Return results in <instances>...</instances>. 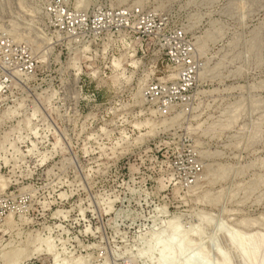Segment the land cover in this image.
Segmentation results:
<instances>
[{
  "label": "rangeland",
  "instance_id": "rangeland-1",
  "mask_svg": "<svg viewBox=\"0 0 264 264\" xmlns=\"http://www.w3.org/2000/svg\"><path fill=\"white\" fill-rule=\"evenodd\" d=\"M42 1L0 0L37 60L0 87V264H264V0H68L141 6L124 44L49 33ZM176 27L196 81L161 114L143 89Z\"/></svg>",
  "mask_w": 264,
  "mask_h": 264
},
{
  "label": "built area",
  "instance_id": "built-area-1",
  "mask_svg": "<svg viewBox=\"0 0 264 264\" xmlns=\"http://www.w3.org/2000/svg\"><path fill=\"white\" fill-rule=\"evenodd\" d=\"M40 8L48 32L66 37L75 44L81 43L85 35H91L97 41L107 34L118 36L124 44L154 30V23L136 4L89 14L70 5L68 0H43ZM160 40L166 70L171 72V76L167 73L166 79L147 83L143 96L150 106H155L157 112L168 114L173 108L188 102L198 65L194 44L184 28H173L164 33ZM139 49L135 47L134 54ZM36 66L37 60L30 45L0 26V87L30 75Z\"/></svg>",
  "mask_w": 264,
  "mask_h": 264
},
{
  "label": "bare ground",
  "instance_id": "bare-ground-1",
  "mask_svg": "<svg viewBox=\"0 0 264 264\" xmlns=\"http://www.w3.org/2000/svg\"><path fill=\"white\" fill-rule=\"evenodd\" d=\"M117 65H118V64H117ZM174 230H175V232H179V230H178L177 228L174 229ZM160 232H161V231H160ZM186 234H187V233H186ZM186 236H187V235H186ZM154 240H158V237H155ZM231 241H232V240H231ZM188 242H189V240H188ZM241 243H242V242H241ZM237 244H238V243H237ZM242 244H243V243H242ZM244 244H245V243H244ZM244 244H243V245H244ZM147 246H148V245H147ZM213 246H214V245H213ZM245 246H246V245H245ZM247 246H248V245H247ZM254 246H255V245H254ZM255 247H256V246H255ZM163 248H164V249H167V251L169 252V247H168L167 245L164 246ZM248 248H249V247H248ZM251 248H252V247H251ZM246 249H247V248H246ZM253 250H254V248H253ZM253 250H252V251H253ZM248 251H249V250H248ZM254 251H255V250H254ZM160 252H161V251H160ZM249 252H250V251H249ZM191 253H192V252H191ZM250 253H251V252H250ZM186 255H187V254H186ZM193 255H194V253H193ZM193 255H192V256H193ZM252 255H253V254H252ZM189 256H190V255H189ZM194 256H195V255H194ZM249 256H251V255H249ZM183 257H184V254H183ZM251 257H252V256H251ZM177 258H178V256H177ZM180 258H181V257H180ZM193 258L199 259V261H200V258H199V257L197 258V256H195V257H193ZM205 258H206V257H205ZM248 258H249V257H248ZM178 259H179V258H178ZM190 259H191V258H190ZM176 260H177V259H176ZM201 260H202V259H201ZM203 260H204V258H203ZM203 260H202V261H203ZM157 261H159V260H157ZM178 261H179V260H178ZM178 261H176V262H178ZM190 262L193 263V262H195V261H194V259H193V260H191ZM200 262H201V261H200ZM204 262H205V263L202 262V263H200V264H207L209 261H205V260H204ZM210 262H211V261H210ZM208 264H209V263H208ZM210 264H211V263H210ZM214 264H216V263H214Z\"/></svg>",
  "mask_w": 264,
  "mask_h": 264
}]
</instances>
